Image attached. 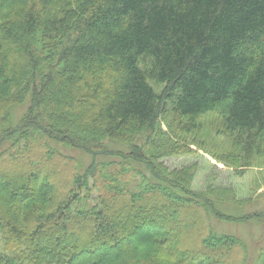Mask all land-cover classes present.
<instances>
[{"label": "trees", "instance_id": "trees-1", "mask_svg": "<svg viewBox=\"0 0 264 264\" xmlns=\"http://www.w3.org/2000/svg\"><path fill=\"white\" fill-rule=\"evenodd\" d=\"M162 111L186 132L217 112L251 157L264 0H0V264H247L248 243L211 219L264 223V209L192 189L191 165L162 161L173 148H146Z\"/></svg>", "mask_w": 264, "mask_h": 264}, {"label": "rangeland", "instance_id": "rangeland-1", "mask_svg": "<svg viewBox=\"0 0 264 264\" xmlns=\"http://www.w3.org/2000/svg\"><path fill=\"white\" fill-rule=\"evenodd\" d=\"M152 85L157 92H161L164 88L163 85ZM221 121L217 112L208 113L197 120V124L200 125L198 130L186 132L181 128L185 121L181 122L170 111H162L156 120L157 124H160L161 131L155 133L151 143H146L147 146H145L147 148L153 144L154 147H158L165 144L173 148L168 156L162 157V161L169 168L191 165L195 169L192 189L205 191L208 184L231 187L238 200L250 198V201H254L246 207V211L258 208L263 210L264 141L258 143L250 155L251 157L245 160L236 137L222 134ZM159 142L162 144L160 145ZM51 175L55 182L61 172L48 169L45 180H52ZM182 207L181 204L172 208L173 212L167 218L169 222L175 223L176 219L183 215ZM156 222L153 223L154 226L151 229L156 228L155 230L158 232L159 229L162 230V227H159ZM211 222L216 232L239 236L248 243L250 253L247 264H253L254 260V263L258 261L264 264V223L254 220L247 224H241L219 222L215 219H211ZM259 224H263V226H259ZM143 226L141 225L139 230L126 239L130 241L142 239L147 233V231H143ZM185 229L186 233L180 234L179 238V242L182 244L186 235L190 234L194 228L189 226ZM171 232L169 229L166 230L167 234H171ZM87 258L91 259L92 257Z\"/></svg>", "mask_w": 264, "mask_h": 264}]
</instances>
